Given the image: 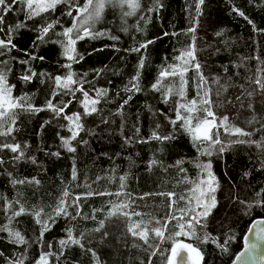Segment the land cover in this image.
Segmentation results:
<instances>
[{"label": "trees", "instance_id": "trees-1", "mask_svg": "<svg viewBox=\"0 0 264 264\" xmlns=\"http://www.w3.org/2000/svg\"><path fill=\"white\" fill-rule=\"evenodd\" d=\"M72 2L82 5L85 0ZM197 2L159 0L162 7H157L156 0H140V8L133 15L125 16L124 13L132 9L121 7L113 0L106 4L101 18L93 26L95 32L104 35L77 41L76 53L83 56L79 63L68 61L60 44L53 42L64 40L57 33L73 22V17L67 15L66 4H58L54 11L34 20L26 19L23 4L14 6L7 14L5 32L0 33V38L11 35L16 48L0 56V61H7V65L0 64V68L6 71L9 84L14 85V97L26 95L29 103L43 110L18 109L14 132L0 136V143H19L25 153L23 159L14 160L16 154L0 150V159L4 161L0 164V197L3 198L0 199V227L9 224L4 211L6 202L19 200L29 213L10 225L21 231L27 243L13 244L7 232H0V264H12L16 260L35 264L42 251H63L58 260L51 259V264H147L154 248L133 236L128 228L141 219L149 221L167 216L168 197L156 193L188 194L190 181L201 173L197 164L208 161L219 183L215 193L217 206L207 219V227L199 230V234L211 233L218 243L227 240V251L194 238L186 242L202 250L203 264H228L239 251L248 223L264 216L261 207H253L251 214L246 215L245 206L239 203L240 200L254 201L258 198L256 194L264 189V149L253 143H230L237 139L264 143V92L250 82V78H255L256 69L264 66V0H204L199 15ZM234 8L243 11L245 16L238 15ZM56 20L59 24L49 33L50 39L37 40L39 29ZM20 22H25V27L8 33L9 26L15 29ZM193 27L195 32H190ZM148 40L154 43L139 52L131 51ZM193 43V63L201 65L200 73L207 79L204 87L211 89L212 110L218 117L228 116L230 124L252 133L250 137H236L225 134L221 128L220 138L227 145L223 153L219 151L221 145L209 148L207 143L198 144L180 123L173 126L169 122L175 119L179 103L200 98L197 96L200 75L193 67L185 74L187 85L183 100L172 95L165 102L163 91L152 89L160 71L168 65L181 63L176 57ZM25 52L44 59L21 64L20 60L28 59ZM141 59L143 68L138 67ZM68 63L72 64L71 69L64 67ZM29 66L44 75L34 77L31 82L23 81L20 77ZM69 71L83 83L90 97H96V89L107 90V96L96 105L95 113L83 115L81 101L84 97L79 91L73 96L55 89L52 77L65 76ZM137 72L141 90L129 93L125 86H130ZM169 83L178 84V79L164 81L165 85ZM54 89L61 94L53 103L70 100L66 113L82 114L83 130L71 141L75 152H69L61 141V137L71 135L69 122L46 107ZM129 95L132 99L121 109ZM154 131L172 138L163 142L151 139ZM207 151L212 155L202 154ZM55 152L60 155H52ZM177 161L183 163L178 165ZM73 168L76 179H73ZM122 176L126 177L123 190L120 189ZM13 180L27 182L17 184ZM65 190L70 192L66 198L69 202L75 196L81 199L78 205L68 208V216L55 217V223L49 225L50 230L41 239L40 225L36 224L32 213L42 209L47 219ZM117 191L126 195L117 197L114 195ZM89 192L113 195H86ZM145 193L152 195L144 196ZM121 202L130 206L116 207ZM184 206V201L177 205ZM132 211L143 215L131 219L123 215ZM175 225V220L169 224V233L176 230ZM69 229L81 240L83 247L61 248L59 240L67 239ZM233 236L235 239H229ZM171 242L165 240L160 244L164 254L152 257V264H164ZM49 243L52 249L45 247ZM149 243L155 245L159 241L150 237Z\"/></svg>", "mask_w": 264, "mask_h": 264}, {"label": "snow or ice", "instance_id": "snow-or-ice-1", "mask_svg": "<svg viewBox=\"0 0 264 264\" xmlns=\"http://www.w3.org/2000/svg\"><path fill=\"white\" fill-rule=\"evenodd\" d=\"M113 0H85L82 5H77L72 2V0H0V33L5 32V18L8 13L14 10V6L23 4L25 6V16L27 20H34L37 17L42 16L44 13L52 12L56 9L58 4H66L68 6L67 15L73 17V22L70 27L63 29L61 33L57 35H62L65 39L62 41H53L59 43L64 57L73 63H79L83 59V56H78L76 53L75 45L77 41L84 39L85 37H94L97 35H104V33L95 32L93 30L94 24L101 18L106 4L112 3ZM121 7L127 6L132 9V11L125 12V16H131L134 14L135 10L140 8V0H116ZM157 7H162L159 4V0H156ZM204 0H198L196 5L197 14H200V6L203 5ZM153 11V9H149ZM233 11L237 12L238 15L244 17L243 11L238 8H234ZM75 12V15L73 13ZM247 19V17H245ZM251 23V21H249ZM59 21H53L47 23L39 29V34L37 40L43 42L46 37H49V33L57 27ZM25 27V22H20L15 25V29L11 26L8 27V33ZM190 32H195V27L189 29ZM165 36L169 35L164 33ZM220 35V33H217ZM112 39H118V37H111ZM195 37H193V40ZM154 43L152 40L145 41L140 44L139 47L131 49V51L139 52L142 49H146L149 44ZM16 48L13 43L11 35H7L6 38H0V56L4 55L5 51L11 52ZM28 56L26 60H20L19 63L24 65H29L30 60L40 59L43 60L42 56H35L25 52ZM177 61L181 63L168 65L166 68L162 69L157 77L156 82L152 85V89L155 91H163L165 102L172 95H178L182 100L185 98V86L187 85V80L185 79V74L189 71L190 67H193L197 73L200 75V83L198 84L199 91L197 96L199 99H191L186 103H179L178 107L175 109V119H170V123L175 126L180 123V126L185 129L186 132L192 137L193 141L198 144L207 143L209 148L215 145H221L219 151L223 153L226 144L220 138V129L222 128L224 133L230 136L236 137H250L252 133L246 131L242 127L229 123V117L223 116L218 117L216 112L212 110L213 101L211 100L209 93L210 88H205L207 79L200 73L201 65L199 63H193L195 61V45L194 43L190 47L181 52L179 56L176 57ZM259 60L260 57H255ZM0 64L7 65V61H0ZM144 61L140 60L139 68H143ZM71 69L72 64L68 63L64 65ZM10 70V69H9ZM38 75H44L43 73L38 74L30 66L27 67L24 75L20 77L25 82H31L34 77ZM74 73L69 71L65 76L57 75L52 77L55 83V89H61L64 92H70L73 96L79 91L82 93L84 99L81 101L82 107L84 109L83 115H91L97 111L96 105L100 103V99L106 97L108 92L106 89H96V97H90L89 92L84 89L83 83L74 78ZM178 79V84L169 83L164 84L166 80H176ZM250 82L255 84L259 90L264 92V66L258 67L256 69L255 78H250ZM216 83H219L217 80ZM14 85H10L7 79L6 71L0 68V136H8L12 134L15 130L14 125L16 123V113L17 110H28V111H40L43 109L35 108L31 103H29V98L25 95L22 97H14L12 94ZM53 90L52 99H49L46 107L53 111L57 117H62L69 122L68 131L71 134L69 138L61 137L63 146L69 152H75L76 149L71 145V141L75 140L79 135L80 131L83 130V125L81 123L82 114L79 112L72 113L71 115L66 113V109L70 105L71 101L61 102L60 104L53 103V99L60 95L61 93ZM139 85V72L132 77L130 81V86H125V91L129 93L140 91ZM201 91L203 95L201 96ZM252 95V93H248ZM132 96L129 95L121 105V109L126 105ZM237 100L240 97H236ZM159 125H157V128ZM139 132V129H137ZM171 136H161L157 132H153L151 139L159 140L161 142L171 139ZM230 143H253L258 148L264 149V143L257 141H245L237 139L231 141ZM7 149L10 150L14 155V160L23 159L25 156L24 150L19 143H0V150ZM206 155H212L211 151L202 153ZM52 155L59 156V152L52 153ZM33 162H35L33 160ZM4 163L3 159H0V164ZM156 161H152L155 164ZM183 161H177V164H182ZM264 166V162H262ZM197 167L201 169L199 177L195 180L190 181L191 187L188 188L186 195L177 196L176 192L167 193H156V195L167 196L169 203V212L167 216L163 218H152L149 221H144L143 219L133 222L128 228V231L135 237H139L143 240L144 244L149 245V247L154 248L150 253L147 264H152V257H155L158 253L160 255L164 254L163 249H161L160 244L165 240H171L170 247L166 250L167 255L164 256V264H203L204 255L202 250L189 242L187 240L197 239L202 244H207L209 242L214 243L217 247L221 248L223 251H227L228 241L223 243H218L217 239L212 236L211 233L203 232L202 235L199 234V230H203L207 227V219L212 213V209L217 206V199L215 193L219 187V183L211 171L212 164L210 161L198 163ZM183 172L184 169L181 168ZM247 175V173H246ZM73 179H76V171L73 168ZM126 177H120V189L125 188L124 180ZM187 180V178H185ZM25 180H13V183L24 184ZM39 183V181H35ZM264 189L258 192L257 199L254 201L240 200L239 203L245 206V214L250 215L253 207L264 208ZM70 192L65 190L60 202L53 209V213L44 218L43 210L36 211L32 213L35 217L36 224L40 225L39 236L42 239L45 232L50 230L49 225L55 223V217L58 216H68V208L74 205H78L81 196H75L71 202L66 198L69 197ZM86 195H113L109 192H89ZM117 197L121 195H126L122 191H117L114 193ZM152 195L151 193H145L144 196ZM144 197L142 196L141 199ZM0 199H3L0 197ZM180 201L185 202L184 207H177ZM130 205L128 203L121 202L116 207L118 208H128ZM5 213L8 215L9 224L0 227V232H7L10 237V242L13 244H25L24 235L21 231L15 230L10 227L11 222L19 217H22L28 213V210L20 204V201L6 202V207L4 209ZM178 213V214H177ZM80 215L79 212L76 213ZM123 215L131 219L132 216L140 217L143 214L140 212L132 211L124 212ZM176 221V230L172 233L168 232V226L172 221ZM254 235L256 240H264V216L257 217L252 221L251 225L247 229L246 234L243 237L244 249L239 252L234 257L233 264H238V262L245 259L246 255L254 251L258 245L252 242L251 236ZM150 237L157 238L159 243L152 245L149 243ZM229 239H235V237H230ZM61 248L69 245H80L81 240L75 238L72 235V231L68 230L67 239L59 240ZM47 249H52V244H47L45 246ZM64 253L63 251H42L38 258L35 260V264H51V259L55 257L57 260ZM93 256L95 253L93 252ZM264 259V257H262ZM12 264H23V260L13 261Z\"/></svg>", "mask_w": 264, "mask_h": 264}, {"label": "water", "instance_id": "water-1", "mask_svg": "<svg viewBox=\"0 0 264 264\" xmlns=\"http://www.w3.org/2000/svg\"><path fill=\"white\" fill-rule=\"evenodd\" d=\"M257 217L253 218L247 225L242 237H241V248L239 249L238 252L235 253L238 254L239 252L243 251L244 249V243H243V237L247 232V229L249 228V226L251 225L252 221L255 220ZM251 240L252 242L257 243L258 247L252 251L251 253L247 254L245 259L238 262V264H264V259H262V257H264V240H256L255 236L252 235L251 236ZM235 255L232 257L231 261L228 264H233L234 262V257Z\"/></svg>", "mask_w": 264, "mask_h": 264}]
</instances>
